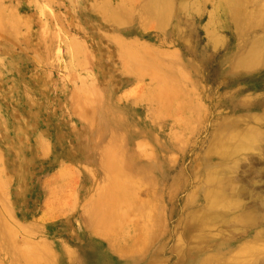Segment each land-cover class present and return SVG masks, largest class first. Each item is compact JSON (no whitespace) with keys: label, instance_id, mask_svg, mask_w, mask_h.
Masks as SVG:
<instances>
[{"label":"rangeland","instance_id":"374dc122","mask_svg":"<svg viewBox=\"0 0 264 264\" xmlns=\"http://www.w3.org/2000/svg\"><path fill=\"white\" fill-rule=\"evenodd\" d=\"M98 1L128 2L0 0L5 20L0 27V221L16 234L21 249L46 246L62 264H67L66 251L75 257L72 264H190L212 253L207 248L219 247L214 234L223 229L200 226L191 216L204 204L201 194L195 201L190 196L198 193L210 169L205 160L213 135L225 122L264 107V57L254 72L233 67L236 57L248 58L251 44L264 41V0L246 6L244 13L255 12L257 19L245 40L234 24V11H228L234 9L232 1L202 0L197 9L196 0H170L164 29L146 20L140 9L142 1L151 0H132L134 20L110 28L92 16L90 6ZM119 40L133 43L132 50L147 60L161 52L177 55L175 66L155 63L167 81L160 89L174 93L172 113L152 108L162 102L149 99L160 84L148 66L125 68L117 56ZM168 67H175V81ZM86 89L94 95L84 120L76 111V94ZM189 99L192 104L185 106ZM184 125L192 130L184 131ZM142 143L149 157L135 152ZM109 144L121 148L113 162L126 158L132 163L134 157V168L160 205L158 235L136 258H117L83 226L107 167L118 165L106 162ZM255 153L250 157L257 160ZM263 159L256 161L257 168L264 167ZM254 182L252 198L241 199L245 208L264 197V172ZM0 257L4 264L1 248ZM263 257L252 264H263Z\"/></svg>","mask_w":264,"mask_h":264},{"label":"bare ground","instance_id":"6f19581e","mask_svg":"<svg viewBox=\"0 0 264 264\" xmlns=\"http://www.w3.org/2000/svg\"><path fill=\"white\" fill-rule=\"evenodd\" d=\"M227 1H232L234 4V9L229 6L228 11H234V24L237 26L240 37L245 40L249 32L255 29V20L257 19L255 12L244 13L248 9L246 6H250L251 0ZM1 4L0 27H3L5 20ZM200 4H202V0H196L194 6L198 9ZM132 5V0H128L124 5L98 1L90 7H92V16H100L102 21L100 24L110 28L113 25L120 26L134 20V14L130 11ZM140 9L146 15V20L157 21L159 28L164 29L171 16L172 4L170 0H151L146 3L142 1ZM0 35L2 34L0 33ZM116 43L117 56L121 58L125 68L128 64L135 65L137 68L138 64L148 66L146 70L157 79L158 84L167 83L165 74L156 69L159 67L155 63H161L162 60L170 66H175L173 61L178 60L177 55L167 56L165 55L167 53L161 52L158 53L159 57H155V60H147L141 53L132 50L133 43L123 40ZM248 53L247 59H242L241 56L234 59L235 70L256 71L264 57V41L251 44ZM144 61L151 62L146 64ZM163 69L165 70V68ZM168 69L169 78L175 81L177 78L175 67H168ZM162 84L159 85V90L155 95L149 96L150 101L161 99L162 102L153 104L151 107L159 113L170 114L173 110L171 99L174 97V93L166 87L160 89ZM165 86L168 85L165 84ZM77 93L76 111L84 119L88 116L84 117L87 112L86 106L94 93L88 89L77 91ZM183 103L182 99L181 104L183 105ZM185 104V106H190L192 101L189 99ZM94 106L89 105L87 108L92 109ZM259 111L260 113L257 114H244L225 122L216 129L213 135L214 143L205 160L207 161L206 167L210 169H207L202 175V181L196 187L197 190L200 187L198 193L195 190L194 194L190 196L195 201L201 194L204 204L201 212L199 210L191 216L192 221H199L200 226L205 223L219 224L223 229L216 232V235L214 234V238L219 240V247L216 250L207 248V251L212 253L201 255L199 259H192L190 264H252L259 260L260 256H264V230L261 228L264 227V197H256L257 203L248 208H245L241 201L245 195L252 194V186L258 183L254 182L256 175L264 172V167L257 168V164H255L256 161L261 162L264 155L262 147L264 146V107ZM183 130L188 132L192 128L190 125H184ZM99 137L101 135L94 141H97ZM109 147L105 151L106 162L110 165V162L118 165L107 167L106 179L101 184L93 208L89 213H85L83 226L90 238L106 242L117 258H136L148 246L147 243H151L158 235L156 230L158 226H162L160 205L154 204L155 193L145 188L148 180L141 176L138 169L134 168V157L133 164L126 158L119 162H113L112 159L121 152V148L118 145L113 147L111 144ZM149 150L147 145L142 143L138 144L135 152L143 157H149ZM250 153H255L258 159L250 157ZM257 213L263 217L257 216ZM0 224H2L0 225V248L5 252V257L2 260L4 264H62L60 258L53 254V251H49L46 246L28 244L26 248L21 249L16 234L9 231L11 229L1 221ZM189 226L191 225L189 224ZM236 241H239L236 246L231 247ZM64 253L67 264H72L75 261L74 255L69 251ZM262 263L264 264V261Z\"/></svg>","mask_w":264,"mask_h":264}]
</instances>
